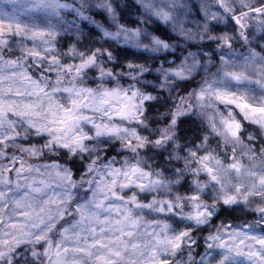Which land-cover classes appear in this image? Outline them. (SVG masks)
I'll list each match as a JSON object with an SVG mask.
<instances>
[{
	"label": "clouds",
	"instance_id": "obj_1",
	"mask_svg": "<svg viewBox=\"0 0 264 264\" xmlns=\"http://www.w3.org/2000/svg\"><path fill=\"white\" fill-rule=\"evenodd\" d=\"M0 264H264V0H0Z\"/></svg>",
	"mask_w": 264,
	"mask_h": 264
}]
</instances>
